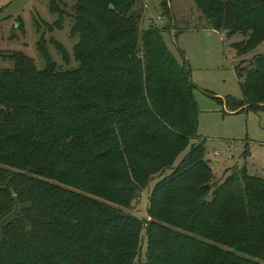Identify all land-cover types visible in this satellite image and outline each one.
Segmentation results:
<instances>
[{"label": "trees", "instance_id": "obj_1", "mask_svg": "<svg viewBox=\"0 0 264 264\" xmlns=\"http://www.w3.org/2000/svg\"><path fill=\"white\" fill-rule=\"evenodd\" d=\"M135 1L75 0L72 13L50 1L49 31L73 17L72 68L56 65L43 37L41 70L20 51L5 55L0 264H264V177L242 168L210 183L204 141L191 142L190 67L168 49V24L144 28ZM192 1L206 28L244 36L238 56L264 39V0ZM163 12L171 22L165 1ZM241 62L243 99L230 109L264 110V52ZM154 174L145 223L115 206L131 207Z\"/></svg>", "mask_w": 264, "mask_h": 264}, {"label": "rangeland", "instance_id": "obj_2", "mask_svg": "<svg viewBox=\"0 0 264 264\" xmlns=\"http://www.w3.org/2000/svg\"><path fill=\"white\" fill-rule=\"evenodd\" d=\"M51 0H0V67H9L12 61L5 57L8 52L20 51L30 57L36 68L45 66V59L37 49L43 37L45 48L61 69L76 65L73 46L78 35L70 32L73 17L63 18L61 27L49 31L45 24L54 25L58 14L49 9ZM58 7L73 12L75 0H55ZM164 1L171 15L168 22L164 15ZM136 9L143 14L142 26L151 19L168 29L162 32L168 49L178 63L187 61L190 79L194 84L193 97L198 106V136L191 142L204 141V159L213 175L212 181L220 182L233 169L245 168L250 175L264 177V110L244 108L233 111L229 102L243 99L236 66L250 61L254 55L264 52V39L253 49L237 55L233 43L244 38L240 33L226 36L225 32L207 29L205 20L192 0H136ZM159 17V18H158ZM40 25L39 29L37 28ZM51 39L56 40L67 52L68 63ZM189 146L175 156L174 165L187 153ZM140 158V157H138ZM141 190L131 207H116L142 217L148 216L146 207L149 192L156 180ZM145 239L142 243L140 261L145 259Z\"/></svg>", "mask_w": 264, "mask_h": 264}, {"label": "crops", "instance_id": "obj_3", "mask_svg": "<svg viewBox=\"0 0 264 264\" xmlns=\"http://www.w3.org/2000/svg\"><path fill=\"white\" fill-rule=\"evenodd\" d=\"M207 29H209V31H212V29H210V28H207Z\"/></svg>", "mask_w": 264, "mask_h": 264}, {"label": "water", "instance_id": "obj_4", "mask_svg": "<svg viewBox=\"0 0 264 264\" xmlns=\"http://www.w3.org/2000/svg\"><path fill=\"white\" fill-rule=\"evenodd\" d=\"M205 187L207 186V184L206 185H204Z\"/></svg>", "mask_w": 264, "mask_h": 264}, {"label": "built area", "instance_id": "obj_5", "mask_svg": "<svg viewBox=\"0 0 264 264\" xmlns=\"http://www.w3.org/2000/svg\"><path fill=\"white\" fill-rule=\"evenodd\" d=\"M159 18V17H158Z\"/></svg>", "mask_w": 264, "mask_h": 264}]
</instances>
